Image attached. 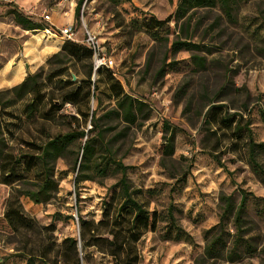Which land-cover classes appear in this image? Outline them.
Instances as JSON below:
<instances>
[{"label": "rangeland", "instance_id": "374dc122", "mask_svg": "<svg viewBox=\"0 0 264 264\" xmlns=\"http://www.w3.org/2000/svg\"><path fill=\"white\" fill-rule=\"evenodd\" d=\"M178 2L0 0L3 149L13 155L32 152L26 142L39 144L73 130L72 115L79 118L80 130L90 128L89 121L84 122L71 103H59L70 87L67 79L72 74L76 79L71 77V81L81 83L82 91L87 89L86 73L93 57L77 62L58 56L47 61L63 44L60 27L71 25L75 38L71 41L84 47V33L90 31L114 59L110 70L115 71L123 91L146 103L149 110L148 118L139 120L140 126L114 119L109 122L114 128L106 133L109 138L123 132L113 142L112 153L128 167L126 175L140 190L139 201L160 215L156 228L144 232L135 243L138 264H195L205 245L204 231L219 220L220 193L230 195L237 205L242 190L247 193L243 228L252 249L240 248L234 261L219 260L216 264H264V183L248 162L246 131L235 132L234 122L227 128L221 121L224 113L240 115L239 125L249 129L255 142H264V116L260 112L264 110V0H241L232 21L217 5L201 6L188 9L177 21L172 17L161 27L147 30L150 16L165 20ZM13 6L48 29H23L8 13ZM46 13L49 20L43 17ZM177 37L198 43L200 50L173 52L170 41ZM192 54L204 57L203 68L196 66ZM27 75H35L39 94L29 92L19 97L15 91H7ZM90 79L97 88L90 85L89 106L98 116L114 106L112 93L106 88L113 78L101 69L91 70ZM32 101L37 102L33 111L28 107ZM213 105L222 108H212L208 122L206 113ZM162 119L177 127L173 157L187 173L184 182L170 177L159 165ZM85 138L76 136L55 160L57 191L48 202L35 205L22 194L23 189L35 187L37 163L18 166L22 178L11 184L2 183L0 173V217L9 206L20 210L31 223V227L10 229L0 222V264H25V252L34 255L35 264H77L76 259L79 264L113 263L109 255L92 247H77L75 253L65 240L78 238V215L97 222L104 201H111L112 208L121 201L117 186L120 172L112 165L104 176L90 170V179L75 184L74 164L76 158L81 159ZM257 160L264 166V150L257 152ZM169 206L179 228L171 232L166 230ZM105 226H99L101 233L109 228ZM226 226L233 234V213L228 214Z\"/></svg>", "mask_w": 264, "mask_h": 264}, {"label": "trees", "instance_id": "16d2710c", "mask_svg": "<svg viewBox=\"0 0 264 264\" xmlns=\"http://www.w3.org/2000/svg\"><path fill=\"white\" fill-rule=\"evenodd\" d=\"M241 0H179L177 8L169 15L165 20L157 21L152 16L149 17L146 28L152 31L161 27L166 21L172 17L177 21L184 17L187 10L194 7L218 6L226 18L230 21L234 19V11L238 7V3ZM80 2L76 7V15H79ZM9 14H12L13 20L17 25H20L23 29L28 31L48 29L43 25L35 21L30 15L25 14L18 7L13 6L8 10ZM189 17L186 18L184 24H186ZM52 26L50 27V30ZM185 31V28H184ZM61 49L58 53L54 54L48 62H51L58 56L65 58L66 60H72V58L79 62L82 58H88L92 56V52L86 46H81L74 41L65 39L62 40ZM170 49L173 52L184 49L187 51L200 50L201 46L198 43L191 42L187 37L175 38L170 41ZM192 59L198 68L205 66V59L197 54H192ZM109 75L113 79L109 82L107 90L111 91V95L114 99V106L106 109L100 115L97 116L95 111L90 110L89 98H90V85L96 89L97 84L91 83V70L93 65H89L86 73L87 89L83 90L81 83L74 84L71 81V76L67 79V84L70 85L66 91V95L59 103L62 106L63 103L69 102L75 107L76 113L79 117L86 122L90 123V128L80 130L79 118L77 116H70L71 123L74 124V129L55 135L53 138L48 139L45 142L36 144L33 142H26V146L32 150L28 153L11 154L7 153L3 149L2 139L0 137V173L1 182L4 184H11L22 178L17 172V167L24 162L29 163V167L33 164H38L36 171L37 182L33 189L25 188L22 194L25 198L31 200L35 205L48 202L53 193L57 191V182L54 178L53 168L54 162L57 158L62 157L64 152L68 149L74 138L86 137L83 144L80 147L81 159L75 161L74 168L76 170L75 184L90 179V170L96 172L101 176L106 174V170L109 166H113V170L120 172V177L117 180L119 199L121 200L113 208L111 207V201H104L102 215L99 221L85 220L78 215L79 232L78 238L68 237L65 240L69 243V246L75 251L79 247L82 250L95 248L97 251L105 253L112 258V264H138V250L135 243L140 236L146 231H153L156 228L157 222L160 221V215L155 211H150L145 207L143 202L139 201L137 193L139 189L133 187L126 175L127 166L123 165L120 160H116L112 153V144L123 133L117 134L106 138V133L114 128L110 125V121L119 119L130 126H140V119L143 121L148 118L149 110L146 103L131 97L126 94L121 86V83L113 75L115 71L108 68ZM162 68L158 72H161ZM33 76L27 75L23 81L19 84L11 87L7 91H15L19 97L24 96L29 92L39 94L41 87H37ZM93 94V93H92ZM83 100V101H82ZM54 102V101H53ZM36 101L28 104L31 111L34 110ZM212 108H222L219 106H211L206 113V120L209 122V113ZM226 111V108L223 107ZM261 115L264 116V110H261ZM225 114V115H224ZM221 115V121L227 128H231L234 122L233 130L235 132L246 131V152L248 162L259 178L264 183V166L257 160V152L264 150V142H255L252 139L249 129L240 126L239 120L241 116L237 114ZM238 116L237 119L234 117ZM215 118V115H212ZM106 120V122H104ZM128 128V127H127ZM161 141L158 146L159 165L168 171L170 177L176 178V181L184 182L187 173L184 172L178 160L173 157L175 137L177 133V127L166 119L161 120ZM28 171V169H26ZM89 172V173H88ZM241 197L236 205L230 195L220 193L218 197V206L221 209L218 222L212 227L204 231L205 245L203 252L195 259V264H216L219 260L234 261L239 257V249L247 252L251 251L252 243L246 237L247 229L243 228L246 195L245 191H241ZM234 215V232L231 234L226 226V218L228 214ZM167 215L169 217V226L166 230L171 232L172 229L179 230L175 219L172 214V206L167 209ZM0 222L3 223L5 228L18 229L21 227H31L28 219L22 214L20 210H14L9 206L0 217ZM106 225L109 227L102 233L99 231L100 225ZM231 237V239H230ZM26 262L25 264H35L34 255L29 252H25ZM76 263L79 264V260L76 259Z\"/></svg>", "mask_w": 264, "mask_h": 264}, {"label": "built area", "instance_id": "2783aa9c", "mask_svg": "<svg viewBox=\"0 0 264 264\" xmlns=\"http://www.w3.org/2000/svg\"><path fill=\"white\" fill-rule=\"evenodd\" d=\"M43 17L45 20L50 19V15L47 13L44 14ZM59 33L63 40H75V38L73 37L74 33L71 25L60 27ZM84 42L85 46L92 52V65L94 71L99 68L112 69L115 64L114 59L110 54L107 53L105 47L103 46V43L98 41L96 34L86 30V32L84 33ZM113 75L116 77V73H114Z\"/></svg>", "mask_w": 264, "mask_h": 264}, {"label": "water", "instance_id": "95a60500", "mask_svg": "<svg viewBox=\"0 0 264 264\" xmlns=\"http://www.w3.org/2000/svg\"><path fill=\"white\" fill-rule=\"evenodd\" d=\"M25 66H26V68H28V65L27 64ZM71 77H72V80H75L76 79V76L74 74H72ZM78 246L80 247V242L78 243Z\"/></svg>", "mask_w": 264, "mask_h": 264}]
</instances>
